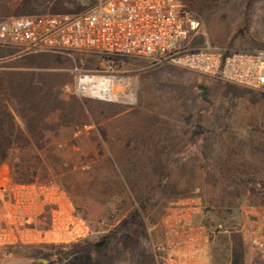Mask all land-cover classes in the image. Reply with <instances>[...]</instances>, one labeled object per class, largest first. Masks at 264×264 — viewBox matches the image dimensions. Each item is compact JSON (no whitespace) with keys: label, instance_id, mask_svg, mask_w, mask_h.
<instances>
[{"label":"rangeland","instance_id":"1","mask_svg":"<svg viewBox=\"0 0 264 264\" xmlns=\"http://www.w3.org/2000/svg\"><path fill=\"white\" fill-rule=\"evenodd\" d=\"M183 1L200 20L194 44L264 48V0ZM89 5L0 0V21ZM105 66L93 53L0 50V149L8 153L0 175L58 186L91 230L78 242L0 249V264H160V221L172 199L199 194L204 220L230 230L264 204V91L122 57L114 62L117 89L132 91L131 100L64 92L78 73ZM227 85L240 89L234 94ZM232 230L216 235L214 264H264ZM105 236L101 254L80 250Z\"/></svg>","mask_w":264,"mask_h":264},{"label":"built area","instance_id":"2","mask_svg":"<svg viewBox=\"0 0 264 264\" xmlns=\"http://www.w3.org/2000/svg\"><path fill=\"white\" fill-rule=\"evenodd\" d=\"M78 13H37L0 21V50L23 55L93 53L104 57L98 73L80 72L65 93L80 98L110 97L119 85L117 58L132 57L153 65H172L212 79L264 91V48L232 49L209 39L194 44L200 20L183 0H88ZM124 94L125 92L122 91ZM132 96V91L125 94ZM133 97V96H132ZM232 231L245 249L264 261V226L259 209ZM202 197L189 194L168 202L160 221L162 239L155 257L160 264H214V239L231 230L209 224ZM88 223L54 184L17 183L0 175V249L49 243L68 244L87 238Z\"/></svg>","mask_w":264,"mask_h":264},{"label":"trees","instance_id":"3","mask_svg":"<svg viewBox=\"0 0 264 264\" xmlns=\"http://www.w3.org/2000/svg\"><path fill=\"white\" fill-rule=\"evenodd\" d=\"M227 87H228L227 90L230 92H233L234 94L236 92H238L240 89L239 87H237L235 85H227ZM6 111H7V109H6ZM35 130H37V129L35 128ZM7 157H8V153H7L6 149L4 150L1 148L0 149V165L4 164L6 162ZM11 178L13 179V181H15L17 183H30V182H33V180H34V179H31V180L25 181V180H22L19 178L18 179L14 178V177H11ZM262 206H264V204ZM107 239H108V236H105L103 241H101V242L90 243L88 241H85V244L80 246V250H83V251L84 250H92L98 254H101L104 251V249L106 248Z\"/></svg>","mask_w":264,"mask_h":264},{"label":"bare ground","instance_id":"4","mask_svg":"<svg viewBox=\"0 0 264 264\" xmlns=\"http://www.w3.org/2000/svg\"><path fill=\"white\" fill-rule=\"evenodd\" d=\"M110 93H112L111 95H110V97L111 98H113V99H116V100H131V97L133 96H126L123 92H122V90H119V89H117V88H115V90L112 92H110Z\"/></svg>","mask_w":264,"mask_h":264},{"label":"crops","instance_id":"5","mask_svg":"<svg viewBox=\"0 0 264 264\" xmlns=\"http://www.w3.org/2000/svg\"><path fill=\"white\" fill-rule=\"evenodd\" d=\"M14 17V16H13ZM2 60V59H1ZM257 211H252V212H248V214H247V216L249 215V214H254V213H256ZM259 212H260V215H261V222H262V224H263V226H264V208H261V209H259ZM213 256H214V247H213ZM260 259V258H259ZM260 261L261 262H263L264 263V261L263 260H261L260 259Z\"/></svg>","mask_w":264,"mask_h":264},{"label":"water","instance_id":"6","mask_svg":"<svg viewBox=\"0 0 264 264\" xmlns=\"http://www.w3.org/2000/svg\"><path fill=\"white\" fill-rule=\"evenodd\" d=\"M200 90L202 91V99L206 101V89L205 87H200Z\"/></svg>","mask_w":264,"mask_h":264}]
</instances>
